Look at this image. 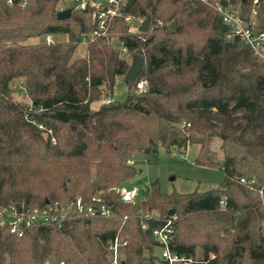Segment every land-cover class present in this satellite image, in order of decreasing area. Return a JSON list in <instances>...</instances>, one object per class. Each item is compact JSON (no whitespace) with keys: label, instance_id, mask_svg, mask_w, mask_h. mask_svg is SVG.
Wrapping results in <instances>:
<instances>
[{"label":"trees","instance_id":"trees-1","mask_svg":"<svg viewBox=\"0 0 264 264\" xmlns=\"http://www.w3.org/2000/svg\"><path fill=\"white\" fill-rule=\"evenodd\" d=\"M24 1L0 0V207L102 194L115 215L72 214L61 224L32 223L22 235L0 225V264H109L121 233L130 234L119 249L123 264H156L162 243L153 231L168 219L179 253L264 264V62L201 1L127 0L109 33L93 40V8H78L81 0L65 19L57 18L61 0ZM128 15L151 16L149 30L131 31ZM48 34L68 37L27 43ZM83 40L86 56L74 58ZM136 55L142 68L129 80ZM120 75L128 84L122 101L111 98ZM215 137L224 153L219 188L153 186L130 203L118 194L146 148L181 153L198 144L196 162L217 165Z\"/></svg>","mask_w":264,"mask_h":264},{"label":"built area","instance_id":"built-area-1","mask_svg":"<svg viewBox=\"0 0 264 264\" xmlns=\"http://www.w3.org/2000/svg\"><path fill=\"white\" fill-rule=\"evenodd\" d=\"M201 1L213 7L220 15L222 22L228 27L230 33L237 36L241 41L252 49L256 56L264 62V0H189ZM127 0H81L78 8H93L92 17L95 26L90 34L93 40L98 36L109 33L113 26L114 19L122 15V7ZM106 4V5H105ZM130 23V30L140 31V26L145 20L134 16H125ZM161 23V22H160ZM53 35H47V42H53ZM140 90L146 88V84L140 81L137 84ZM109 101V100H107ZM135 163V160H129ZM245 181V178H242ZM118 194L124 202H135L139 197L140 190L137 186H130L123 183L117 189ZM261 203L264 207V185L259 189ZM225 205V200L221 201ZM72 214L86 218L111 217L115 215L114 206L102 194H93L88 197L77 196L67 204H48L46 207H33L27 210H20L15 206L0 207V225L9 226L11 231L23 234V228L32 223H56L61 224L62 220ZM176 218V216H175ZM147 224H144V228ZM154 236L162 243L159 250V258L156 264H211L216 258L214 252H210L205 259H199L193 255L179 253L171 248L174 237L173 220L168 219L166 224L153 231ZM129 233L118 234L110 245L112 260L109 264H123L120 256V247L129 241ZM59 264H65L61 261Z\"/></svg>","mask_w":264,"mask_h":264},{"label":"rangeland","instance_id":"rangeland-1","mask_svg":"<svg viewBox=\"0 0 264 264\" xmlns=\"http://www.w3.org/2000/svg\"><path fill=\"white\" fill-rule=\"evenodd\" d=\"M74 0H61L56 5L57 11L72 8ZM28 0L23 5L28 4ZM138 32V31H135ZM66 34L53 35L54 42L67 40ZM113 37V36H112ZM113 41L120 46V42ZM47 41V35L32 37L27 43H37ZM86 40L78 46L74 58L86 56ZM133 58L130 59V64ZM128 93V84L124 76L117 77L112 99L122 101ZM211 148L217 154V165H203L196 162L199 154V145L192 144L184 152H168L160 147L151 153H143L137 159V173L126 183L127 185L137 186L140 190L138 197L144 198L148 195L154 183L160 191L164 193L180 192L190 193L194 191H207L213 188H219L225 177V172L221 166L224 159V153L221 149V139L215 137L211 141Z\"/></svg>","mask_w":264,"mask_h":264},{"label":"water","instance_id":"water-1","mask_svg":"<svg viewBox=\"0 0 264 264\" xmlns=\"http://www.w3.org/2000/svg\"><path fill=\"white\" fill-rule=\"evenodd\" d=\"M225 4H227V1L224 0L223 1ZM72 8H67V9H63V10H59L57 12V18L58 19H65L71 16L72 14ZM150 22H151V16H147L145 18V20L143 21V23L140 26V31L142 32H146L149 30V26H150ZM176 24H177V20H174L171 24V28H176ZM142 63H143V58L141 55H136L133 60L132 63L130 65V67L128 68L125 77L129 80H137L139 73L141 71L142 68ZM149 151V148H146V152ZM157 183H154L153 186H155ZM175 210L172 209L170 210L169 214L172 215L174 214Z\"/></svg>","mask_w":264,"mask_h":264}]
</instances>
